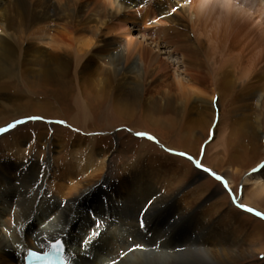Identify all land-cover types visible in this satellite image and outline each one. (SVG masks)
I'll return each mask as SVG.
<instances>
[{"label":"bare ground","instance_id":"obj_1","mask_svg":"<svg viewBox=\"0 0 264 264\" xmlns=\"http://www.w3.org/2000/svg\"><path fill=\"white\" fill-rule=\"evenodd\" d=\"M176 1L183 6L175 0H0V94L11 91L14 71L27 83L62 91L60 80L72 64L74 77L89 66L109 72L111 90L145 100L152 122L188 111L194 125L202 124L213 99L232 87L246 92L249 109L264 111V0ZM91 76H83L86 85ZM49 104L41 110L48 113ZM121 111L129 109L122 103ZM29 138L0 142L7 153L0 162V264H21L27 249L46 250L56 239L70 264H207L209 257L234 264L239 253L227 248L228 240L252 237L234 210L209 226L218 202L196 213L202 190L175 192L181 171L165 158L140 156L111 180L106 154L93 141L54 139L49 149L67 155L48 163L31 157L46 137ZM18 176L20 192L8 188ZM26 176L38 181L33 190ZM100 178L90 190V181ZM242 186L235 202L249 204L250 193L258 201L251 212L264 217V165L246 173ZM195 222L211 231L207 247L197 242ZM195 245L202 255L187 256Z\"/></svg>","mask_w":264,"mask_h":264},{"label":"rangeland","instance_id":"obj_2","mask_svg":"<svg viewBox=\"0 0 264 264\" xmlns=\"http://www.w3.org/2000/svg\"><path fill=\"white\" fill-rule=\"evenodd\" d=\"M115 3L118 5V0ZM175 4L183 6L176 0ZM46 49L49 51L50 47L46 46ZM95 70L89 66L82 72L81 68L74 77L73 65H69L65 78L60 80L63 92L42 84L27 83L14 71L7 80L11 91L3 93L7 97L0 94V104L5 106L3 113L0 107V130H4L0 131V142L4 136L10 139L26 134L30 135V141L36 142V134H42L46 138L41 141L40 149L34 148L31 157L51 163L54 157H60L62 162L67 155L66 152L59 153L57 148L53 150L57 154L53 153L49 149L52 140L63 139L66 145L72 139L93 141L106 154L105 177L111 180L122 172L123 165L140 156L165 158L181 171L174 184L175 192L202 190L193 205L196 213L200 212V208L218 202L219 211L210 214L213 219L209 226L213 224L215 227L219 223L216 220L219 214H229L233 210L237 221L245 225L244 232L252 237L231 236V241L227 243L229 250L239 253L234 264H264V218L251 212L257 209L258 201L250 193L249 204L234 200L244 190L241 187L244 175L264 165V111L249 109V97L242 98L246 92L232 87L220 98L213 99L207 112L210 116L202 124L200 120L194 125L196 116L188 111L174 118H161L163 123L152 122L145 116V100L129 95L119 98L111 90L109 72L98 70L94 73ZM89 73L92 76L86 85L83 76ZM48 103L50 113L43 112L41 106ZM122 103L129 109L125 114L121 111ZM183 133L187 134V141L182 137ZM4 146L0 143V162L6 159ZM29 172L35 175L31 170ZM36 175L39 177L38 173ZM225 178L232 181L231 188H227ZM92 181L88 184L90 190L99 187L101 178ZM24 182L30 185V189L38 186L33 177L26 176ZM20 183L18 176L14 185L8 183V188L15 186L20 192L24 186ZM112 204L118 205L111 200ZM259 207L264 212V204ZM193 224L199 231L197 242L202 244L199 246L207 247L210 240L207 226L202 223L197 225V222ZM196 246L190 249V254L186 253L187 256L202 255L195 249ZM207 264H216L214 257H209Z\"/></svg>","mask_w":264,"mask_h":264},{"label":"snow or ice","instance_id":"obj_3","mask_svg":"<svg viewBox=\"0 0 264 264\" xmlns=\"http://www.w3.org/2000/svg\"><path fill=\"white\" fill-rule=\"evenodd\" d=\"M10 127H13V125H10ZM0 131H4V130H0ZM149 139H151V137H149ZM257 215H260V214L257 213ZM262 218H264V217H262ZM52 247H53V249H55V250H59L60 247H61L60 242L57 241L56 243H54V244L52 245Z\"/></svg>","mask_w":264,"mask_h":264}]
</instances>
